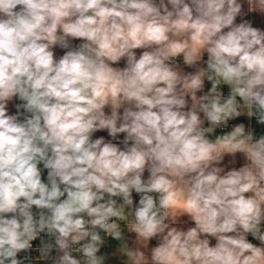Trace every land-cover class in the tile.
Masks as SVG:
<instances>
[{
    "label": "clouds",
    "instance_id": "1",
    "mask_svg": "<svg viewBox=\"0 0 264 264\" xmlns=\"http://www.w3.org/2000/svg\"><path fill=\"white\" fill-rule=\"evenodd\" d=\"M0 264H264V0H0Z\"/></svg>",
    "mask_w": 264,
    "mask_h": 264
},
{
    "label": "crops",
    "instance_id": "2",
    "mask_svg": "<svg viewBox=\"0 0 264 264\" xmlns=\"http://www.w3.org/2000/svg\"><path fill=\"white\" fill-rule=\"evenodd\" d=\"M96 135H105L107 137L106 131L98 132V133H96ZM121 136H122V134H121Z\"/></svg>",
    "mask_w": 264,
    "mask_h": 264
},
{
    "label": "built area",
    "instance_id": "3",
    "mask_svg": "<svg viewBox=\"0 0 264 264\" xmlns=\"http://www.w3.org/2000/svg\"><path fill=\"white\" fill-rule=\"evenodd\" d=\"M45 175H46V171H45Z\"/></svg>",
    "mask_w": 264,
    "mask_h": 264
}]
</instances>
